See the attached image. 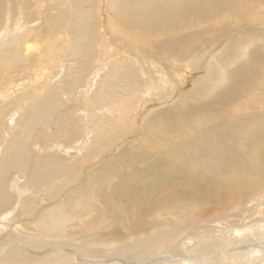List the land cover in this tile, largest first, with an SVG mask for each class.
<instances>
[{"label":"bare ground","instance_id":"6f19581e","mask_svg":"<svg viewBox=\"0 0 264 264\" xmlns=\"http://www.w3.org/2000/svg\"><path fill=\"white\" fill-rule=\"evenodd\" d=\"M259 20L0 0V264H264Z\"/></svg>","mask_w":264,"mask_h":264},{"label":"rangeland","instance_id":"374dc122","mask_svg":"<svg viewBox=\"0 0 264 264\" xmlns=\"http://www.w3.org/2000/svg\"><path fill=\"white\" fill-rule=\"evenodd\" d=\"M261 20H259L258 22H255L254 23V25L255 26H259V25H261L262 24V22L264 23V20H262L261 22H260ZM156 101L158 100L157 98L155 99ZM137 135H138V132H137ZM137 135H135V136H137ZM109 151V150H108ZM94 165V164H93Z\"/></svg>","mask_w":264,"mask_h":264}]
</instances>
